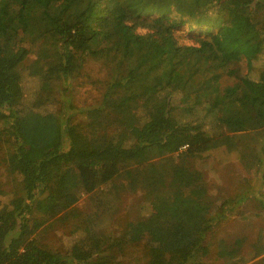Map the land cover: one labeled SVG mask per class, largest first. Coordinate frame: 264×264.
<instances>
[{
	"label": "trees",
	"instance_id": "obj_1",
	"mask_svg": "<svg viewBox=\"0 0 264 264\" xmlns=\"http://www.w3.org/2000/svg\"><path fill=\"white\" fill-rule=\"evenodd\" d=\"M0 9V264H216L210 238L232 204L207 216L193 161L228 153L247 171L264 164V0H7ZM234 57L247 72L228 85ZM76 79L94 104L71 107L65 84ZM141 80L148 87L132 94ZM33 124L52 130L53 143L39 148ZM136 194V218L105 234ZM83 195L74 227L57 225ZM237 239L221 264L264 254L246 257Z\"/></svg>",
	"mask_w": 264,
	"mask_h": 264
},
{
	"label": "rangeland",
	"instance_id": "obj_2",
	"mask_svg": "<svg viewBox=\"0 0 264 264\" xmlns=\"http://www.w3.org/2000/svg\"><path fill=\"white\" fill-rule=\"evenodd\" d=\"M7 0H0V8L5 4ZM3 24H5V19L3 18V13L0 9V41H3L4 37L1 36L3 31ZM235 59L230 61L229 66V78L227 80L228 85L235 83V77L243 78L247 72V60L242 57V59ZM232 59V57L230 58ZM92 63L87 65L91 68ZM79 79L70 80L69 84H65L69 87V90L65 92V97L70 99L71 107L78 109L79 106H90L94 104L96 95L91 91L90 88L85 87L84 89L79 88V92H75L72 84H79ZM148 87V82L141 80L134 85L131 90L132 94H141ZM74 109L72 112H75ZM71 111V110H70ZM70 113L72 115L76 113ZM36 129V133L40 143L39 148L44 146H49L53 143L54 133L52 130L48 132L44 131L42 127H35L34 124L30 128L31 136ZM35 135V134H34ZM36 136V135H35ZM264 145V139L260 140L258 144V149H261ZM169 153H164L167 155ZM220 153L217 158L216 156H209L205 160H195L193 163L198 167V169L204 174L205 182L208 187V194L205 198V213L209 218L215 220V216L219 211L220 205L228 201L232 204V208L226 212L225 218L219 222L215 221L217 224L216 231L211 236V256L212 260L216 261V264H221L223 262L222 253H229L234 249L233 243L237 241V238L243 239L245 242L239 249L240 252L244 249H248L244 254L245 256H250L253 254V249L257 247H263L264 249V213H260V206L258 202L261 199L260 194L264 192V164L260 168H253L250 171L244 169L242 165L238 163L236 157L233 154ZM163 155V156H164ZM215 155V154H214ZM2 154H0V169L3 173L5 161H3ZM140 161L144 162V157L140 158ZM140 195H129L122 198L121 203L118 206L117 213L115 215L112 224L104 229L105 234L108 236H116L123 229V224L127 221H132L138 215L136 211V206L140 202ZM89 199L87 196H81L79 203L70 209L67 213L60 216L56 224L63 225L66 227H74V214L79 210L83 209L88 205ZM60 231L53 228V231L49 235L50 243H56ZM245 236V237H244ZM224 251V252H223ZM243 254V256H244ZM227 256V255H226ZM239 256V255H238ZM235 256L232 259L236 262L239 259ZM137 257V255H136ZM264 254L258 258L251 259L246 264H252L263 258ZM230 261V264H235ZM136 261L133 258H129V261L123 262L124 264H134Z\"/></svg>",
	"mask_w": 264,
	"mask_h": 264
}]
</instances>
